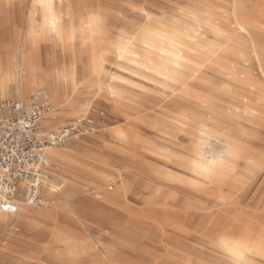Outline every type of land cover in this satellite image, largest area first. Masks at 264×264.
I'll list each match as a JSON object with an SVG mask.
<instances>
[{
	"label": "rangeland",
	"instance_id": "374dc122",
	"mask_svg": "<svg viewBox=\"0 0 264 264\" xmlns=\"http://www.w3.org/2000/svg\"><path fill=\"white\" fill-rule=\"evenodd\" d=\"M11 2L18 89L29 25L37 81L63 76L24 97L52 96L41 127L95 133L51 151L59 204L0 221V264H264V0ZM52 207L76 209L59 238Z\"/></svg>",
	"mask_w": 264,
	"mask_h": 264
},
{
	"label": "built area",
	"instance_id": "2783aa9c",
	"mask_svg": "<svg viewBox=\"0 0 264 264\" xmlns=\"http://www.w3.org/2000/svg\"><path fill=\"white\" fill-rule=\"evenodd\" d=\"M51 109L48 91H38L27 102L0 104V210L5 213H18L20 201L32 208L54 204L42 195L45 181L52 178L48 150L95 133L93 119L85 118L58 133L42 134L40 124Z\"/></svg>",
	"mask_w": 264,
	"mask_h": 264
},
{
	"label": "bare ground",
	"instance_id": "6f19581e",
	"mask_svg": "<svg viewBox=\"0 0 264 264\" xmlns=\"http://www.w3.org/2000/svg\"><path fill=\"white\" fill-rule=\"evenodd\" d=\"M11 4H12L11 0H0V28L3 25V23L1 22L3 10L6 7L11 6ZM158 37H160V36H158ZM40 39H41L40 31H37L36 28H33L31 25H29L28 31L25 34L24 38H23V45H22V79H21V85H20L21 87L19 89H18V87L16 85V82H15V73H14V68L12 67V64L14 62V57L10 53L11 46H10V44L5 43V41L7 40L6 38L1 39V41H3V43L0 44V87L2 88L3 84L5 83L6 85H8V90H9L8 92H6L4 89L2 90V93L4 94L3 97H6L8 94H18V93H20V95H21L20 101L23 102V101H26V100H24V97H25L26 94L32 93L34 91V88L37 87V86L41 87L42 83L45 82L48 78L51 81H53V82H57L58 85L61 84L63 76H62V74H59V73H56L54 75L51 74L50 76H48L47 74L44 75L41 83L37 81V78H40V77H35V75L40 74V71L34 67V63L39 62L40 58L38 56L39 53L35 54V56L33 58L32 55H31L30 49H35V52H37V50H38L37 46H38L39 43H41ZM64 44H65V42H64ZM180 46L182 47V45H180ZM65 48H66V46H65ZM40 49H41V47H40ZM4 66L8 67V70H6L5 72H3L1 70ZM177 67H179V65ZM68 74L69 73H67V75ZM68 82H70V81H68ZM56 94L59 97V102L63 101L64 94L62 93V91L58 90V92H56ZM51 102H52V109H51L50 113L47 115V117L45 119V120L49 119L48 122H47L48 124L54 123L55 122V117H56V108L53 105L52 96H51ZM78 111H79V109H78ZM80 112L86 113L87 111H86L85 108H80ZM45 120H43L41 122V124H40L41 133L42 134H50L49 132H45L43 130V128L41 127L42 123ZM78 121H80V119H78ZM56 149H58V147H53V148H50L48 150V152H47L48 161H49V156H48L49 152H51L53 150H56ZM49 163H50V161H49ZM50 167H51V163H50ZM47 181H49V179ZM47 181H45V183ZM45 183H44V185H45ZM44 196H45L46 200H49V201L50 200H54L55 201V203L51 205L53 207H55L57 205V203L59 204L60 199H61L56 194V188L53 185L50 186V187L45 188ZM23 205L32 209V207L28 206L24 201H20L19 212H20V210H21ZM53 207L52 208H48V209H43L39 213V215L41 217H43V218L52 219L54 221V223H56V227L58 228V231L56 233H50V235L59 238V235H61L63 233V231H62V226L57 222L58 221L57 217H59V216H61L63 214H66V216H68L69 218H72L73 215L74 216L76 215V209L71 208V207H66V208H64V209H62L60 211L59 210L57 211V210H54L55 208H53ZM41 208H38V209H41ZM26 210H28V209H26ZM80 211H82V210H80ZM4 213L5 212L0 210V221H4L6 219V217L9 216V215H17L18 214V213H16V214H9V213H5L4 214ZM2 216H4V217H2ZM24 219L25 220H29L30 218H29V216L26 215V216H24ZM72 220H74V219H72ZM73 222L76 223V224H79L76 221H73ZM67 232L70 233L69 230H67ZM66 236L69 237L68 235H66ZM85 247H87V246H85ZM7 254H8V251H7Z\"/></svg>",
	"mask_w": 264,
	"mask_h": 264
},
{
	"label": "crops",
	"instance_id": "0c3cea01",
	"mask_svg": "<svg viewBox=\"0 0 264 264\" xmlns=\"http://www.w3.org/2000/svg\"><path fill=\"white\" fill-rule=\"evenodd\" d=\"M20 98H21V95H20V93H19V98H17V99L20 100ZM27 101H28V100L23 101V102H27ZM44 130L48 132V130H46V129H44ZM50 153H51V152H49L48 156H50ZM24 208H26V209H31V208H28V207H26V206L23 205L21 209H24ZM4 214H5V213H4Z\"/></svg>",
	"mask_w": 264,
	"mask_h": 264
}]
</instances>
